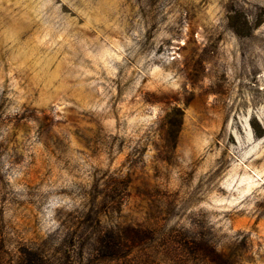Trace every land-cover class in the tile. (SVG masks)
Returning <instances> with one entry per match:
<instances>
[{
  "label": "rangeland",
  "instance_id": "374dc122",
  "mask_svg": "<svg viewBox=\"0 0 264 264\" xmlns=\"http://www.w3.org/2000/svg\"><path fill=\"white\" fill-rule=\"evenodd\" d=\"M25 248L264 264V0H0V259Z\"/></svg>",
  "mask_w": 264,
  "mask_h": 264
},
{
  "label": "trees",
  "instance_id": "16d2710c",
  "mask_svg": "<svg viewBox=\"0 0 264 264\" xmlns=\"http://www.w3.org/2000/svg\"><path fill=\"white\" fill-rule=\"evenodd\" d=\"M102 245V243H101ZM103 247L113 249L114 245H109L104 242ZM49 260L46 258V255L39 249H26L20 252L17 256L16 264H49ZM0 264L3 262L0 259ZM60 264V263H58Z\"/></svg>",
  "mask_w": 264,
  "mask_h": 264
}]
</instances>
